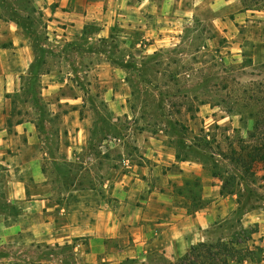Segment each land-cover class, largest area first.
<instances>
[{"label": "crops", "instance_id": "1", "mask_svg": "<svg viewBox=\"0 0 264 264\" xmlns=\"http://www.w3.org/2000/svg\"><path fill=\"white\" fill-rule=\"evenodd\" d=\"M159 1L0 0V264L175 262L193 245L229 239L241 228L253 230L252 242L264 248V188L255 204L223 194L200 161L180 157L167 137L144 127L131 94L115 87L117 79L126 82L132 59L99 47L138 31L155 55L153 39L164 41L162 23L169 25L184 0ZM209 2L217 34L234 39L251 19L264 21V10L221 15L240 0ZM249 40L238 44H264ZM28 80L38 83L46 106L21 111L11 100ZM93 148L105 161L117 150L122 165L114 180L83 187L78 176L98 161ZM103 165V175L112 171ZM61 166L76 174L70 188L53 184ZM188 183L201 187L198 206L177 190Z\"/></svg>", "mask_w": 264, "mask_h": 264}, {"label": "rangeland", "instance_id": "2", "mask_svg": "<svg viewBox=\"0 0 264 264\" xmlns=\"http://www.w3.org/2000/svg\"><path fill=\"white\" fill-rule=\"evenodd\" d=\"M209 1L176 2L177 13L171 14L169 25L162 23L160 37L164 41L153 39L159 49L155 55L146 53L145 45L151 41L138 31L99 48L113 57L121 58L125 54L132 59L126 82L117 79L115 87L118 92L131 94L141 124L147 126L153 135L167 137L166 143L174 147L180 157L189 156L200 161L209 172H215V180L222 187L225 182H230L229 186L240 195L244 204H255L263 198L260 179L254 181L236 162L218 153L220 150L227 152L232 140L237 142L240 137L249 140L256 120H264V44L245 45V48L238 44L241 39L260 41V38L264 42V21L251 19L240 28L241 35L239 33L234 39L223 32L217 34L211 23L214 15ZM162 3L160 0L159 4ZM240 8L242 5L238 2L224 9L221 15L229 17ZM184 11L186 16L192 12L185 21ZM38 22L33 13V30L38 28ZM27 82L25 91L12 97L13 107L23 111L26 105L46 106V101L39 100L38 83ZM43 112L46 117L47 110L43 109ZM94 117L97 121V114ZM45 123V126L49 125L46 119ZM52 123L55 127L62 121L53 120ZM216 125L220 126L219 129ZM207 141L213 144L212 148L205 147ZM92 151L98 154V161L94 162L92 171L85 169L77 182L83 187L96 188L102 186L105 179L114 180L122 163L117 150L112 153L110 161L103 160L102 151L94 148ZM84 163L86 166L90 161L87 159ZM104 163L112 168L106 175L102 174ZM214 166L217 168L213 169ZM58 172L61 177L56 175ZM58 172L53 170V184L70 188L76 174L65 166L59 167ZM258 174L262 176L263 171ZM1 176L4 183L6 175L1 173ZM177 190L192 194L194 206L199 205L202 190L197 183L182 184Z\"/></svg>", "mask_w": 264, "mask_h": 264}, {"label": "trees", "instance_id": "3", "mask_svg": "<svg viewBox=\"0 0 264 264\" xmlns=\"http://www.w3.org/2000/svg\"><path fill=\"white\" fill-rule=\"evenodd\" d=\"M262 2L264 3V0H240L241 9L243 11H261L264 10V4L261 6ZM215 127L219 129L220 126L216 125ZM212 145L210 141H207L205 147L210 149ZM228 147L227 152H222L218 145L220 150L218 154L225 159L236 162L241 166L244 174L253 178L254 181L260 179V187L264 188V120H256L253 132L249 135V140L240 137L237 142L232 140ZM216 168L217 166L213 167V169ZM262 171V176H259L258 173ZM212 175L216 178L215 172H212ZM229 183L225 182L223 185V194L235 193ZM252 233L253 230L241 228L236 230L229 239L221 237L215 241L193 245L187 254L177 261L169 262L160 259L157 264H239L247 260H250L253 264H258L264 260V248L252 242ZM123 264L145 263L128 259Z\"/></svg>", "mask_w": 264, "mask_h": 264}]
</instances>
